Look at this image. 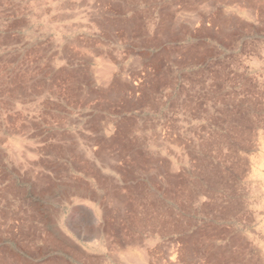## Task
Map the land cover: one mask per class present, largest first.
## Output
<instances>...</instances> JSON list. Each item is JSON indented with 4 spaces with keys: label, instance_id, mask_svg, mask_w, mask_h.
I'll list each match as a JSON object with an SVG mask.
<instances>
[{
    "label": "rangeland",
    "instance_id": "obj_1",
    "mask_svg": "<svg viewBox=\"0 0 264 264\" xmlns=\"http://www.w3.org/2000/svg\"><path fill=\"white\" fill-rule=\"evenodd\" d=\"M0 264H264V0H0Z\"/></svg>",
    "mask_w": 264,
    "mask_h": 264
},
{
    "label": "crops",
    "instance_id": "obj_2",
    "mask_svg": "<svg viewBox=\"0 0 264 264\" xmlns=\"http://www.w3.org/2000/svg\"><path fill=\"white\" fill-rule=\"evenodd\" d=\"M62 238V240H64V241H67V242H70L71 240H70V238H67V237H65V236H59V239H61Z\"/></svg>",
    "mask_w": 264,
    "mask_h": 264
}]
</instances>
